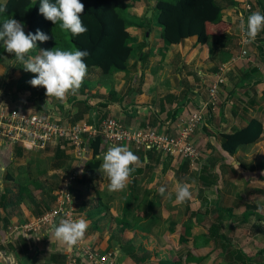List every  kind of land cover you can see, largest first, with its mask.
<instances>
[{
    "label": "crops",
    "instance_id": "0c3cea01",
    "mask_svg": "<svg viewBox=\"0 0 264 264\" xmlns=\"http://www.w3.org/2000/svg\"><path fill=\"white\" fill-rule=\"evenodd\" d=\"M149 1L152 9H147V0H140L132 12L143 13L144 20L154 16L156 28L146 30V46L128 60L127 72L87 69L78 91L61 101L48 98L44 87L31 86L36 74L25 71L19 62L10 66L11 60L4 56L0 109L22 107L41 114L58 109L71 123L115 117L131 128L149 126L175 136L177 120L205 107L203 122L191 139L200 153L194 166L155 150L99 138L97 150L91 145L70 188L75 216L88 222L86 245L114 254L126 264H157L173 258L182 262L190 242L187 238L180 242L185 226L200 239L209 238L212 230L255 256L264 251V29L247 43L240 24H246L253 12L264 13V0H218L222 18L230 24L225 40L200 44L197 37H190L170 46L159 40L155 0ZM144 20L139 19L138 27L131 25L137 43L142 41L140 30L147 28ZM145 52L150 54L141 60ZM222 67L226 72L214 101L209 85ZM169 95L172 98L165 101ZM253 119L262 124L260 137L233 154L224 152L222 135ZM113 145L126 146L138 157L126 188L119 192H109L108 179L98 172L103 154ZM76 164L68 147L24 150L0 140V251L4 252L0 264H65L67 245L50 238L52 225L31 232L21 228L54 206L62 180ZM177 182L191 185L192 197L183 204L175 203L174 195L165 199L158 191Z\"/></svg>",
    "mask_w": 264,
    "mask_h": 264
},
{
    "label": "trees",
    "instance_id": "16d2710c",
    "mask_svg": "<svg viewBox=\"0 0 264 264\" xmlns=\"http://www.w3.org/2000/svg\"><path fill=\"white\" fill-rule=\"evenodd\" d=\"M41 0H0V28L6 18H14L25 27V33L35 34L37 30L49 36L46 42H36L25 57H35L40 49H59L65 51L86 50L89 55L84 58L87 69H100L103 73L127 72V62L136 50L143 49L146 41L137 43L132 31L130 19L133 17L135 0H80L84 4L81 19L87 31L78 36L62 30L60 22L56 24L45 19L39 13ZM55 2V0H50ZM235 1H230V4ZM157 24L161 28L159 40L165 46L180 44L190 37H197L200 44L211 40H225L230 24L222 18V7L218 0H155ZM140 53V52H139ZM6 54L3 41H0V61ZM148 52L140 56L146 59ZM142 69V65L140 67ZM172 96H165L169 101ZM262 133V124L253 119L238 131L223 134L221 149L233 154L240 146L255 142ZM92 143L97 150V141ZM1 205V204H0ZM1 233V232H0ZM189 240L183 261L173 258L170 261H159L157 264H263L264 251L249 256L241 249L234 247L222 235L211 230L209 238L201 239L193 234L188 226L183 227L180 242ZM213 241L215 247L208 244ZM218 253L210 263L211 255ZM81 264H91L80 258ZM144 261V259L142 260ZM146 261V260H145Z\"/></svg>",
    "mask_w": 264,
    "mask_h": 264
},
{
    "label": "built area",
    "instance_id": "2783aa9c",
    "mask_svg": "<svg viewBox=\"0 0 264 264\" xmlns=\"http://www.w3.org/2000/svg\"><path fill=\"white\" fill-rule=\"evenodd\" d=\"M250 10L248 3H245ZM243 56L246 55L244 51ZM226 67L220 69L213 83L209 85V94L217 101L219 85L223 83ZM205 107L190 114L188 118L176 121V135L158 132L146 126L131 128L115 117H107L101 121L68 122L58 109L46 113L31 112L26 108L15 107L10 110L0 109V140L20 146L24 150H45L50 146L66 149L73 153L77 161L76 168L61 182L54 206L34 222L23 226L25 232L40 231L58 222L60 218L77 219L71 203L70 188L81 174L82 166L92 143L97 138H104L112 143H131L139 148L155 150L161 154L189 161L194 166L200 153L192 143V137L203 122ZM10 237H12L10 235ZM65 264H81L80 258L92 264H126L119 261L114 254H102L85 244L84 239L77 245L67 246Z\"/></svg>",
    "mask_w": 264,
    "mask_h": 264
},
{
    "label": "clouds",
    "instance_id": "9594fccd",
    "mask_svg": "<svg viewBox=\"0 0 264 264\" xmlns=\"http://www.w3.org/2000/svg\"><path fill=\"white\" fill-rule=\"evenodd\" d=\"M84 7L80 0H41L39 13L54 24L59 21L62 30L78 36L87 31L81 19ZM5 10L0 8V11ZM262 29L264 13L260 11L248 16L246 24H240V30L247 43L253 42ZM48 39L49 36L40 30L35 34H26L23 24L14 18L4 19L0 28V41H3L5 50L15 55L25 71L36 74L29 81L31 86H42L46 89L45 95L48 98L54 97L63 101L69 92L75 94L80 88L87 73L84 58L89 53L79 49H40L38 55L25 59L26 55L36 48L37 41L46 42ZM137 160L138 157L126 146L113 145L107 149L98 172L108 179L109 192H119L126 188L128 178L134 170L132 166ZM158 191L165 199H171L174 195L177 204H183L192 197L191 185L187 182H177L171 189L160 187ZM87 228L88 222L83 218H60L50 227V238L71 248L84 239Z\"/></svg>",
    "mask_w": 264,
    "mask_h": 264
},
{
    "label": "rangeland",
    "instance_id": "374dc122",
    "mask_svg": "<svg viewBox=\"0 0 264 264\" xmlns=\"http://www.w3.org/2000/svg\"><path fill=\"white\" fill-rule=\"evenodd\" d=\"M143 1V0H142ZM138 2H140V0H135V2H134V4H137ZM149 0H147V2L145 3V5H146V7H148L147 9L149 10V9H152V6H150V4H149ZM140 4H143V3H140ZM133 11V10H132ZM150 12H148V13H146L145 14V17H148V14H149ZM132 15H133V17L130 19V23L135 27V25L138 27V25H137V22H140L139 21V19H142V20H144L143 19V17H144V14L142 13V14H137L136 12H133L132 13ZM146 23H145V25H147V28H145V29H142V30H140L141 31V35H140V39L142 40V41H144L143 39H145L146 37V30L148 29V30H151V31H154L155 30V28H156V26H155V24H154V21H155V17L153 16V17H151V16H149L146 20H144ZM143 25V24H142ZM141 25V26H142ZM141 41V42H142ZM7 54H9L10 56H11V54L10 53H8L7 52ZM5 55V59H9V60H11V62H9V64H10V66L12 65V67L14 66V65H16V66H19L21 63L16 59V57H15V55L13 56V58H9L10 56L9 55ZM15 58V59H14ZM14 60V61H13ZM18 62H19V65H18ZM178 64V63H177ZM179 64H180V60H179ZM190 72V74L191 75H195V71L193 72V70H191V71H189ZM208 246L209 247H215V245H214V242H212L211 244H208ZM217 254L218 253H214L213 255H211V257L212 258H216V256H217ZM263 264H264V261H263Z\"/></svg>",
    "mask_w": 264,
    "mask_h": 264
},
{
    "label": "water",
    "instance_id": "95a60500",
    "mask_svg": "<svg viewBox=\"0 0 264 264\" xmlns=\"http://www.w3.org/2000/svg\"><path fill=\"white\" fill-rule=\"evenodd\" d=\"M150 14H151V12H150ZM0 253L3 254L4 252L3 251H0Z\"/></svg>",
    "mask_w": 264,
    "mask_h": 264
}]
</instances>
